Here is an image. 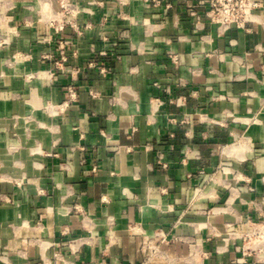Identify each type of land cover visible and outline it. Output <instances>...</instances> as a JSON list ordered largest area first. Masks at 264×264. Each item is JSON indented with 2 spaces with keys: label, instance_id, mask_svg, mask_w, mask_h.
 I'll return each mask as SVG.
<instances>
[{
  "label": "crops",
  "instance_id": "crops-1",
  "mask_svg": "<svg viewBox=\"0 0 264 264\" xmlns=\"http://www.w3.org/2000/svg\"><path fill=\"white\" fill-rule=\"evenodd\" d=\"M78 1L80 37L0 0V264H264V0L227 32L206 0Z\"/></svg>",
  "mask_w": 264,
  "mask_h": 264
},
{
  "label": "built area",
  "instance_id": "built-area-1",
  "mask_svg": "<svg viewBox=\"0 0 264 264\" xmlns=\"http://www.w3.org/2000/svg\"><path fill=\"white\" fill-rule=\"evenodd\" d=\"M41 1V9L39 19L46 23L50 28L54 30L56 33L63 32L67 27H70L75 32L76 36L80 37L83 35L84 31L78 23V17L84 12H90V8L83 6L78 0H57L58 7L51 8L49 0H40ZM96 2L100 5L104 3V0H96ZM206 9L205 16L213 23L218 25V28L221 32H227L233 27L248 29L249 24L257 21V13L258 10L262 7V2L260 0H206ZM189 13L197 18H200V14L193 8V6H189ZM91 24H86V28H90ZM44 41L46 40L43 39ZM42 40V41H43ZM3 41H0V44H3ZM76 39H67L61 37L58 41V49L60 53L59 60L55 61V65L58 68H63L65 63L69 60V56L67 55L66 48L69 44H75ZM105 54V52H102ZM78 52L75 50L73 52L74 56H77ZM172 62L175 64L180 63V58L178 54H172ZM87 67L90 69H96L100 73H108L111 71V68L104 62L100 61L97 57H91L87 61ZM80 68L74 67L72 74H78L80 72ZM49 75H51V71L49 70ZM39 76L38 71H28L25 74L27 80H32ZM181 85L184 84L183 80L180 79L179 82ZM157 85H159L156 82ZM67 98L64 100L63 104L58 106L52 105L51 107L59 108L66 107L68 104L75 100L78 95V90L73 84H68L65 87ZM169 91V89H167ZM92 96H96L97 92L91 88L90 90ZM180 98L174 100L172 102L179 104ZM155 105H159L161 103V99L156 97L154 98ZM170 120L174 121V118ZM187 120H182V122H186ZM248 240H252L254 244H259V242L264 243V223L256 228L250 235H248ZM264 246V245H263ZM152 249L151 254L148 257L142 259L140 264H152L154 257L157 255L158 246L153 245L150 246ZM234 264H245L246 258L237 259L233 262ZM74 264V263H72ZM83 264H91V263H83Z\"/></svg>",
  "mask_w": 264,
  "mask_h": 264
}]
</instances>
